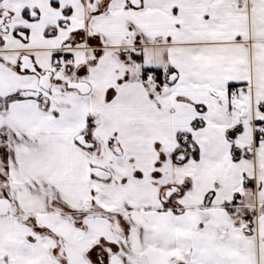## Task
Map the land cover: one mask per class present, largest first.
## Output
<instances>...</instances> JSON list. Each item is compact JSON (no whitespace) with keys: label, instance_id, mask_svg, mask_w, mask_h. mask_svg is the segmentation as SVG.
<instances>
[{"label":"snow or ice","instance_id":"snow-or-ice-1","mask_svg":"<svg viewBox=\"0 0 264 264\" xmlns=\"http://www.w3.org/2000/svg\"><path fill=\"white\" fill-rule=\"evenodd\" d=\"M0 264H264V0H0Z\"/></svg>","mask_w":264,"mask_h":264}]
</instances>
